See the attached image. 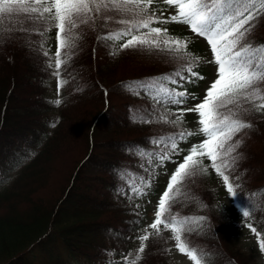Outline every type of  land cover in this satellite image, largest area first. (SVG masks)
I'll return each instance as SVG.
<instances>
[{
    "label": "trees",
    "instance_id": "obj_1",
    "mask_svg": "<svg viewBox=\"0 0 264 264\" xmlns=\"http://www.w3.org/2000/svg\"><path fill=\"white\" fill-rule=\"evenodd\" d=\"M163 7L171 6L163 0L149 6L155 13L150 27L162 19ZM90 15L93 19L72 30L75 46L60 48V104L46 95L53 77L43 45L46 23L34 22L26 14L2 18L0 264H123L143 220L142 201L161 182L159 170L165 160L161 162L160 156L173 151L168 138L177 137L178 150L187 151V136L183 140L177 136L190 132L187 122L182 117L172 123L180 113L137 87L158 81L191 95L200 83L198 76L206 75L196 39L183 37L175 25L166 28L168 36L186 44L181 53L189 54L198 73L188 77L187 61L177 59L171 50L106 45L105 37L125 30L127 26L118 21L131 19L130 15L114 10ZM251 23L247 40L264 45V12ZM178 70L187 78L175 77ZM166 76L170 79H161ZM172 79L179 83L173 85ZM261 103L264 100L244 103L249 111L231 117L251 127L226 141L224 151L237 140L241 143L217 162L231 163L232 157H239L232 168L222 170L233 183L235 203L250 211L247 218L264 243V109L253 107ZM224 113L229 114L227 109ZM197 159L206 171L184 179L178 176L168 190L165 215L205 218L190 221L186 227L191 231L180 235L207 254V264H253L251 254L238 246L227 211L216 204V191L208 184L216 171L212 161L207 156ZM168 254L165 237L150 236L136 264H171Z\"/></svg>",
    "mask_w": 264,
    "mask_h": 264
},
{
    "label": "snow or ice",
    "instance_id": "obj_2",
    "mask_svg": "<svg viewBox=\"0 0 264 264\" xmlns=\"http://www.w3.org/2000/svg\"><path fill=\"white\" fill-rule=\"evenodd\" d=\"M154 0H0V24L3 23L4 16H16L26 14L28 19L44 23L55 22L56 39L58 46L56 50L55 66L57 69L61 66V47H74L72 30L80 24H85L93 19L90 15L93 12L100 13L104 11H117L124 15H130L131 19H121L118 23L126 25V29L116 33H109L105 39L120 40L123 37H130L121 48H135L137 46H146L149 49L155 47L161 50H171L177 54V59L186 60V72L188 77H197L198 73L193 71V64L188 53H181V49L186 48V44L179 39H174L167 35V29L163 27H150L154 23V12H150L149 6ZM165 5L175 9V13L166 20H160V24L176 22L189 26L191 32L204 37L211 46L213 62L217 67V78L211 82L206 89V95L202 102L191 108L179 109L180 115L172 121L176 124L182 118L185 111H195L198 113L200 124L199 132L206 139L193 145L190 154L185 155L183 162L179 163L175 173L171 176L168 183V189L173 188V182L177 181L178 176L181 179L195 176L200 171H206L202 167V161L197 159L199 156H207L212 161V167L222 176L227 190L232 195L236 194L233 183H230L229 175L222 169L232 168L235 160L239 157H232V162L223 160L218 163L222 156H228L229 153L239 147L241 141L237 140L234 145H229L225 149L226 141L232 140L235 133L244 128L251 127V124L243 122L237 117L242 113H247L248 108L242 107L244 103L252 100H264V45H255L247 40L248 34L252 31L254 25L251 23L264 12V0H163ZM39 5V7L33 6ZM256 10V11H253ZM36 14V15H32ZM47 14V15H45ZM105 20H111V16H105ZM141 29H148L147 34L135 35ZM48 29H45L47 31ZM28 31V29H25ZM63 34L64 39H61ZM175 45V49L172 46ZM163 46V47H161ZM45 55H48L46 52ZM59 73H57L58 75ZM175 77H182L181 72H175ZM203 79L202 76H198ZM167 80L170 77H163ZM172 84L176 85L179 80L172 79ZM153 86L159 92L166 95L170 102L177 105L186 103L189 93L186 91H176L175 88L169 90L163 87L158 81L153 82ZM195 99L194 96L191 97ZM60 104V100L55 101ZM229 105L234 106L229 108ZM257 109H264V103L253 105ZM228 110L225 115L224 110ZM135 119V117H134ZM191 132H180L177 134L180 140L191 136ZM170 147L178 151L177 137H169ZM162 141H156L161 143ZM171 153H162L160 161L163 162L170 158ZM139 192V189H134ZM170 199L169 191H165L158 202L155 212V220L150 225L152 229H157L158 225L163 224L165 228H171L174 233L176 247L181 253H185L193 264H207V254L190 246L188 241H183L181 231H191L186 227L190 221L196 219L204 221V217L183 219L165 215L167 212L166 201ZM244 217H250L248 209L243 210ZM256 232L255 228H252ZM259 235V234H258ZM149 237L147 235L140 237V249L142 253L145 248L144 241ZM261 251H264V243L260 244ZM141 259L136 255L135 259L128 261L127 264H136Z\"/></svg>",
    "mask_w": 264,
    "mask_h": 264
},
{
    "label": "rangeland",
    "instance_id": "obj_3",
    "mask_svg": "<svg viewBox=\"0 0 264 264\" xmlns=\"http://www.w3.org/2000/svg\"><path fill=\"white\" fill-rule=\"evenodd\" d=\"M28 1L31 2V0ZM160 13L162 18L161 20H166L170 15L175 13V9L172 7H163ZM161 25H164V28H169L170 26L172 27L175 25L183 30L182 32H180L183 37H191L196 39V41L198 42L200 53V65L204 67V71L206 72L204 78L200 80V83L197 88L192 92L191 95H189L188 98H186V103L183 105L171 103L166 95H164L162 92H159L153 86H145L142 89V92L146 93L151 98L158 100L165 107L179 112V109L181 107L191 108L194 107L196 104L202 102L203 98L206 95V89L210 86L211 82H213L217 78L218 66L213 62L211 46L208 44L207 40L204 37L198 36L197 34L191 32L189 26L181 23L168 22L166 24L157 23L155 27H160ZM44 27H47L48 30L45 32V39L43 45L45 51L50 55V64L53 68V77L50 80L46 95L50 102L52 101L53 103H55V101L58 100L60 96L62 82L59 74L57 75V73H59V70L55 66L56 50L58 46L56 32L58 31V29L55 27V22L46 23ZM141 34H146V30H143L139 34L135 35ZM129 38L130 37H123L120 40L106 39L105 42L106 45L108 44L111 47H116L121 46ZM172 38H174V36ZM192 96H194L195 99H192ZM182 117L187 122V125L189 126V131L193 133V135L187 136V141L184 144V146L187 147V151L184 154V150H178L175 152V155L174 151H172L170 158L165 160V162H163V164L161 165V168L159 170V176L161 179L159 188L155 192L150 193L149 196L146 199H143L142 201L144 216L142 223L139 226L138 237L132 246V250L128 259L123 264H127L128 261L135 259L136 255H141V252L139 251L141 244V236L147 235L149 237L155 234L165 235V238L170 248L169 260L172 264H193V262L185 253H181L177 249L174 233L172 232L171 228H165L163 224L158 225L157 229H152L150 227V225L155 220V212L158 207L159 199L167 190L170 178L175 173V170L178 167L179 163L183 162V158L185 155L190 154V149L193 145H198L206 139V137L199 132L201 126L198 123V113H196L195 111H185ZM54 118L55 111L52 110V119ZM198 157L199 155L196 158ZM208 184L212 186L216 191V204L227 211L228 225L234 231L235 240L238 246L242 250L247 251L249 252V254H251L253 258V264H264V251H261L260 248V244L262 243L261 235L256 228V232L252 231V228L254 227L251 225L249 219L243 216L241 208L238 207V205L234 201L233 195L228 192L227 187L223 182L222 176L219 175L216 171H214L209 177Z\"/></svg>",
    "mask_w": 264,
    "mask_h": 264
},
{
    "label": "clouds",
    "instance_id": "obj_4",
    "mask_svg": "<svg viewBox=\"0 0 264 264\" xmlns=\"http://www.w3.org/2000/svg\"><path fill=\"white\" fill-rule=\"evenodd\" d=\"M244 209H241V211L243 212Z\"/></svg>",
    "mask_w": 264,
    "mask_h": 264
}]
</instances>
